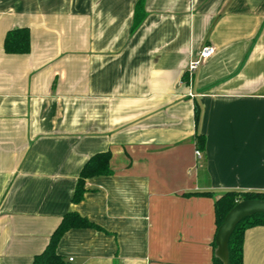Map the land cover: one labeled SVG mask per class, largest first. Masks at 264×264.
I'll return each instance as SVG.
<instances>
[{
    "label": "crops",
    "instance_id": "obj_1",
    "mask_svg": "<svg viewBox=\"0 0 264 264\" xmlns=\"http://www.w3.org/2000/svg\"><path fill=\"white\" fill-rule=\"evenodd\" d=\"M140 1L0 0V264H33L70 211L102 229L62 237L70 264H212L216 200L264 191V0H143L134 30ZM244 253L264 264V227Z\"/></svg>",
    "mask_w": 264,
    "mask_h": 264
},
{
    "label": "trees",
    "instance_id": "obj_2",
    "mask_svg": "<svg viewBox=\"0 0 264 264\" xmlns=\"http://www.w3.org/2000/svg\"><path fill=\"white\" fill-rule=\"evenodd\" d=\"M144 19V2L141 0L136 8V19L134 30ZM4 51L10 55L29 54L31 51L30 30L26 27L9 30L4 38ZM197 148L204 151L205 137L197 135ZM112 154L110 151L99 152L90 157L82 167L75 190L72 196V202L79 204L84 200L86 193V182L90 178L109 176L113 174L111 168ZM209 195L210 193H202ZM247 200H263L264 191H229L221 195L215 202V216L217 222V231L222 225L226 215L239 203ZM255 227H264V215L258 214L243 219L235 228L229 241V264H244V245L246 232ZM73 229H97L102 230L99 226L89 221L75 211L66 213L55 231L53 232L46 248L39 254L35 255L33 264H70L57 251L62 237ZM214 250L216 243L214 241ZM212 264H223L219 259L213 257Z\"/></svg>",
    "mask_w": 264,
    "mask_h": 264
},
{
    "label": "water",
    "instance_id": "obj_3",
    "mask_svg": "<svg viewBox=\"0 0 264 264\" xmlns=\"http://www.w3.org/2000/svg\"><path fill=\"white\" fill-rule=\"evenodd\" d=\"M264 215L263 200H247L239 202L225 217L219 227L215 243V257L223 264H229V241L236 226L245 218Z\"/></svg>",
    "mask_w": 264,
    "mask_h": 264
},
{
    "label": "built area",
    "instance_id": "obj_4",
    "mask_svg": "<svg viewBox=\"0 0 264 264\" xmlns=\"http://www.w3.org/2000/svg\"><path fill=\"white\" fill-rule=\"evenodd\" d=\"M215 53V49L213 47H205L199 54V59L197 61H192L189 64L188 67V74L190 76V78L193 75V72H195L199 66L205 62L206 60H208L210 57H212ZM195 155L198 159H200L202 157V152L200 150H196ZM73 261V259H69V262L71 263Z\"/></svg>",
    "mask_w": 264,
    "mask_h": 264
}]
</instances>
